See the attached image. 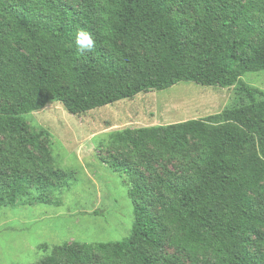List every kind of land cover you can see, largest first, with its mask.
<instances>
[{
  "label": "trees",
  "instance_id": "obj_1",
  "mask_svg": "<svg viewBox=\"0 0 264 264\" xmlns=\"http://www.w3.org/2000/svg\"><path fill=\"white\" fill-rule=\"evenodd\" d=\"M77 29L94 53L77 50ZM263 69L264 0H0V208L49 203L68 184L26 136L24 115L49 103L76 114L181 81L237 86L247 100L110 135L126 149L104 162L128 181L130 235L62 243L31 264H173L166 242L190 264H264V91L240 79ZM164 156L185 169L152 180L138 167Z\"/></svg>",
  "mask_w": 264,
  "mask_h": 264
},
{
  "label": "rangeland",
  "instance_id": "obj_2",
  "mask_svg": "<svg viewBox=\"0 0 264 264\" xmlns=\"http://www.w3.org/2000/svg\"><path fill=\"white\" fill-rule=\"evenodd\" d=\"M240 79L264 91V69L244 70ZM246 101L237 86L181 81L164 90L139 92L76 114L54 102L24 115L26 136L38 135V148L33 151L38 161L65 173L69 181L49 194V203L24 200L31 195L0 208V264L37 263L62 243L126 239L133 223L128 181L104 162L109 155L119 156L126 149L112 145L110 135L204 119ZM189 142L193 144V139ZM151 165L150 172L143 165L138 167L152 180L165 167L177 172L185 169L183 160L167 156ZM161 253L172 257L173 264H190L171 243L166 242Z\"/></svg>",
  "mask_w": 264,
  "mask_h": 264
},
{
  "label": "clouds",
  "instance_id": "obj_3",
  "mask_svg": "<svg viewBox=\"0 0 264 264\" xmlns=\"http://www.w3.org/2000/svg\"><path fill=\"white\" fill-rule=\"evenodd\" d=\"M75 44L81 54H92L95 52L96 42L92 32L85 29H77L75 33Z\"/></svg>",
  "mask_w": 264,
  "mask_h": 264
}]
</instances>
